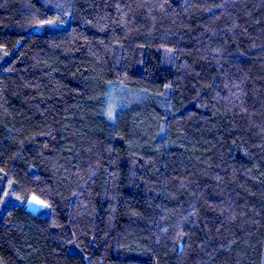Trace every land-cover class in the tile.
<instances>
[{
  "label": "trees",
  "instance_id": "trees-1",
  "mask_svg": "<svg viewBox=\"0 0 264 264\" xmlns=\"http://www.w3.org/2000/svg\"><path fill=\"white\" fill-rule=\"evenodd\" d=\"M0 264H264V0H0Z\"/></svg>",
  "mask_w": 264,
  "mask_h": 264
},
{
  "label": "rangeland",
  "instance_id": "rangeland-1",
  "mask_svg": "<svg viewBox=\"0 0 264 264\" xmlns=\"http://www.w3.org/2000/svg\"><path fill=\"white\" fill-rule=\"evenodd\" d=\"M35 201H37V202H35ZM38 202H39L38 199L32 198L30 200L29 204H28V208L31 209V210H34V209L35 210H39L42 207L43 204L41 203V201L39 203H41L42 205H40Z\"/></svg>",
  "mask_w": 264,
  "mask_h": 264
}]
</instances>
